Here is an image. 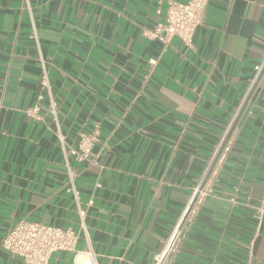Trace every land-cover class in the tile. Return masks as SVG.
Instances as JSON below:
<instances>
[{
  "label": "crops",
  "instance_id": "1",
  "mask_svg": "<svg viewBox=\"0 0 264 264\" xmlns=\"http://www.w3.org/2000/svg\"><path fill=\"white\" fill-rule=\"evenodd\" d=\"M167 2L0 0V241L39 222L79 233L97 264H153L225 140L163 264H264V0H210L191 48L152 37ZM39 58L65 150L98 130L90 163L68 158L86 234ZM35 105L41 120L25 114ZM0 264L22 261L0 248Z\"/></svg>",
  "mask_w": 264,
  "mask_h": 264
},
{
  "label": "built area",
  "instance_id": "2",
  "mask_svg": "<svg viewBox=\"0 0 264 264\" xmlns=\"http://www.w3.org/2000/svg\"><path fill=\"white\" fill-rule=\"evenodd\" d=\"M25 2H27V0H25ZM209 2L210 0H187L184 3H181L168 0L164 23L156 25L154 30L151 32L152 37L161 42L165 47L170 44L173 38H177L185 47L191 48L195 32L203 22V17ZM32 36L38 45L35 33H33ZM39 61L42 68L40 85L49 100L48 111L52 114L53 121L56 125V130L54 133L65 156V166L68 176L67 191L73 195L78 216L80 218V229L86 234L84 224L85 213L79 205V193L74 185L75 172L68 158L71 157L72 160L78 164L90 163V154L95 142L97 141L98 130L95 128L88 132L79 131L77 133L75 146L65 150V137L61 132L57 122L56 109L52 95V86L47 76L46 68L42 58H39ZM149 63L154 65L156 60H150ZM262 67L263 64L255 67L257 74L260 73ZM39 110L40 107L35 105L33 108L26 110L25 114L36 120H41V118L37 116V112ZM228 150L229 148L225 145L222 147L216 160L217 164L215 162L216 165L214 164L209 175H213L218 170H220V163L225 158V154L228 152ZM206 181L202 188H199L200 186H198L195 189L193 198L188 208L184 212L183 218L186 212L188 216V214L193 211L195 205H198L203 200L204 196H206L208 192V188L205 186ZM262 214L263 210L258 209V222H260ZM181 223H178L175 226L164 250L155 256L153 264H163L166 257L175 251L181 240ZM78 239L79 233L71 229H62L39 222H29L22 220L15 223L7 230L6 234L0 241V248L18 257L22 261V264H49L50 256L57 251L74 252L75 264H78V258L81 254H85L88 259V264H97L94 254L90 249L83 253L75 251V246Z\"/></svg>",
  "mask_w": 264,
  "mask_h": 264
},
{
  "label": "water",
  "instance_id": "3",
  "mask_svg": "<svg viewBox=\"0 0 264 264\" xmlns=\"http://www.w3.org/2000/svg\"><path fill=\"white\" fill-rule=\"evenodd\" d=\"M263 68H264V67H263ZM224 144H225V140L222 142V144H221V146H220V148H219L217 154L215 155L213 161L211 162L210 167H209V169H208V171H207V173H206V175H205V177H204L202 183L200 184V187H199V188H202V186L204 185L206 179L208 178V176H209V174H210V172H211V170H212V168H213V166H214V164H215V162H216V160H217V157H218V155H219V152L221 151V149H222V147L224 146ZM186 216H187V212H186V214H185L183 220H185Z\"/></svg>",
  "mask_w": 264,
  "mask_h": 264
}]
</instances>
